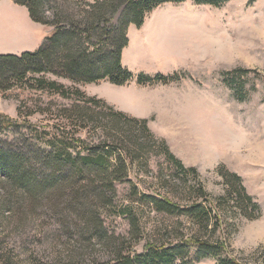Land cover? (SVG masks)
I'll list each match as a JSON object with an SVG mask.
<instances>
[{"label":"rangeland","instance_id":"374dc122","mask_svg":"<svg viewBox=\"0 0 264 264\" xmlns=\"http://www.w3.org/2000/svg\"><path fill=\"white\" fill-rule=\"evenodd\" d=\"M120 13L114 15L113 23H117ZM53 30L52 26L32 20L26 6L13 0H0V54L35 51ZM128 37L122 62L135 76L122 85L126 89L109 82L99 84L108 80L74 83L53 74L48 77L67 87H79L118 110L148 114L139 117L121 110L148 119L155 136L165 139L186 166L198 169L214 197L226 192L224 180L217 171L220 164L240 175L247 193L260 206V215L250 219L235 215L236 209L229 208L228 214H223L224 223L217 234L226 239L235 256L251 264H263L264 0H230L221 7L199 5L192 0L165 3L148 13L141 27L131 25ZM237 68L251 70L244 79L246 96L242 99L225 79L227 72ZM175 72L180 73V80L168 84L138 83L140 73L170 75ZM70 103L58 94L20 86L1 91L0 112L21 125L3 131L0 139L7 147L26 152L35 164V171L42 173L44 167L33 151L53 137L57 125L62 126L58 124L64 123L59 116L60 109ZM73 134L75 130L70 135ZM76 135L89 147L99 141L103 131L85 130ZM150 153L147 163L143 159L132 164L128 177L131 182L116 184L117 206L102 210V220L110 233L129 234V219L117 210L132 202L142 212L145 240L153 238L157 225L165 233L186 224L184 216L159 214L132 196L133 187L137 186L140 197L167 194L181 204L188 202L184 192H168L160 180L161 176L168 178L174 167L163 154H156L155 150ZM177 183L181 184V180ZM24 203L21 209L24 218L1 228L0 245L14 264H49L59 254L56 248L60 247L54 245L67 242L69 234L75 235L78 229L72 219L71 225L67 213L62 212L64 206L56 208L47 199H41L35 206L28 200ZM145 240L135 247L137 252L144 250ZM94 255L99 259L107 257L101 248ZM216 263L215 258H206L196 264Z\"/></svg>","mask_w":264,"mask_h":264},{"label":"trees","instance_id":"16d2710c","mask_svg":"<svg viewBox=\"0 0 264 264\" xmlns=\"http://www.w3.org/2000/svg\"><path fill=\"white\" fill-rule=\"evenodd\" d=\"M13 1L26 6L32 20L54 30L35 51L0 54V92L20 86L58 94L71 103L60 109L59 116L64 123L58 124L62 126L57 125L53 137L33 151L44 167L42 173L35 171V164L26 152L11 149L0 139V230L24 218L21 209L25 200L35 206L41 199H47L56 208L64 206L62 212L67 213L70 223L72 219L78 229L77 238L70 233L67 242L54 245L60 247L56 248L59 254L49 264H196L206 258H215L216 264H251L235 256L226 239L217 234L224 223L223 214H228L229 208L236 209L235 215L250 219L260 215V206L247 193L240 175L220 164L217 171L224 180L226 192L214 197L198 169L186 166L165 139L155 136L148 119L129 115L79 87H67L48 77L53 74L74 83L108 80L118 86L126 85L135 76L122 62L123 50L129 44V27H141L147 14L165 3L186 0ZM192 1L221 7L230 0ZM119 11L118 21L113 23ZM250 72L237 68L225 74L227 84L241 99L246 96L244 79ZM178 80V72L138 75L141 85ZM20 125L21 122L0 112V135ZM93 129L103 131L93 146H86L82 137H76L77 133ZM72 130L75 134L70 135ZM154 150L174 167L168 178L160 177L161 182L168 192H184L188 202L181 204L167 194L140 197L137 186L133 187L132 196L159 214L184 216L186 224L165 233L157 225V233L145 240L142 212L132 202L117 210L129 219V234L110 233L102 220V210L117 206L116 184L131 182L128 177L132 164L143 159L147 163ZM144 240V250L137 252L135 247ZM97 248L105 250L107 257L96 258ZM0 264H14L1 245Z\"/></svg>","mask_w":264,"mask_h":264},{"label":"crops","instance_id":"0c3cea01","mask_svg":"<svg viewBox=\"0 0 264 264\" xmlns=\"http://www.w3.org/2000/svg\"><path fill=\"white\" fill-rule=\"evenodd\" d=\"M107 82L111 83L110 81H102V82H100L99 84H102V83H106V84H108ZM111 84H113V83H111ZM113 85H115V84H113ZM115 86H118V85H115ZM118 87H120V88H122V89H126L127 86H118ZM111 103L117 105V104L115 103V101H113V100H111ZM117 107H119V106H117ZM119 108H120V107H119ZM120 109H121V110H124V111L126 110V109H122V108H120ZM126 111L130 112L131 114H133V115H135V116H139V117H147V116H148V114H138V113H135V112H132V111H129V110H126Z\"/></svg>","mask_w":264,"mask_h":264}]
</instances>
